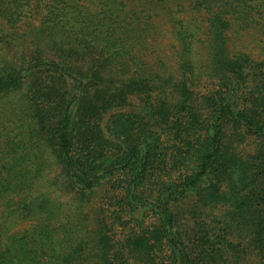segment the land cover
Masks as SVG:
<instances>
[{
	"label": "trees",
	"instance_id": "1",
	"mask_svg": "<svg viewBox=\"0 0 264 264\" xmlns=\"http://www.w3.org/2000/svg\"><path fill=\"white\" fill-rule=\"evenodd\" d=\"M0 264H264V0H0Z\"/></svg>",
	"mask_w": 264,
	"mask_h": 264
}]
</instances>
